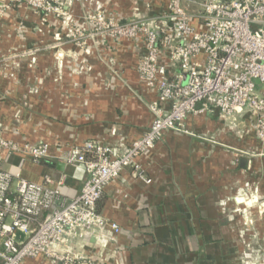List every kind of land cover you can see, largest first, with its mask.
<instances>
[{
	"label": "crops",
	"instance_id": "1",
	"mask_svg": "<svg viewBox=\"0 0 264 264\" xmlns=\"http://www.w3.org/2000/svg\"><path fill=\"white\" fill-rule=\"evenodd\" d=\"M61 2L64 16L0 0V132L18 147L48 145L39 163L16 152L1 166L32 182L49 176V186L69 199L87 175L81 165L60 160L64 150L130 144L151 123L157 97L137 72L141 37L85 36L77 44L66 23L83 24L94 9L119 22L150 18L170 1ZM199 2L181 0L189 14L200 11ZM159 61L167 64V54ZM168 69L170 77H185L176 65ZM240 124L208 111L188 115L187 131H165L136 158V170L125 167L104 187L96 204L120 231L77 238L74 250L95 264H264V140L253 130L240 136ZM26 264L53 263L39 256Z\"/></svg>",
	"mask_w": 264,
	"mask_h": 264
},
{
	"label": "built area",
	"instance_id": "2",
	"mask_svg": "<svg viewBox=\"0 0 264 264\" xmlns=\"http://www.w3.org/2000/svg\"><path fill=\"white\" fill-rule=\"evenodd\" d=\"M23 1L46 15L65 14L61 0ZM169 1L167 11L150 18L119 22L94 9L84 14L83 24L66 23L67 37L77 44L85 36L114 41L141 37L144 52L136 68L156 91L150 104L153 119L140 138L121 149L88 142L64 150L60 160L81 165L87 175L79 193L69 199L49 186V176L32 182L4 170L5 156L17 152L39 163L48 156V145L18 147L0 132V264H26L39 256L53 264H95L72 243L88 234L120 231L96 209L104 187L125 167L136 170V158L165 131H187L188 115L217 111L228 124L241 123L240 136L253 130L264 140V0H200L196 14H189L181 0ZM162 53L167 64L159 61ZM169 65L185 77H170Z\"/></svg>",
	"mask_w": 264,
	"mask_h": 264
},
{
	"label": "rangeland",
	"instance_id": "3",
	"mask_svg": "<svg viewBox=\"0 0 264 264\" xmlns=\"http://www.w3.org/2000/svg\"><path fill=\"white\" fill-rule=\"evenodd\" d=\"M21 1H23V0H21ZM24 2H25V1H24ZM36 13L40 14V12H37V11H36ZM183 81L185 82V81H186V79L184 78V80H183Z\"/></svg>",
	"mask_w": 264,
	"mask_h": 264
},
{
	"label": "trees",
	"instance_id": "4",
	"mask_svg": "<svg viewBox=\"0 0 264 264\" xmlns=\"http://www.w3.org/2000/svg\"><path fill=\"white\" fill-rule=\"evenodd\" d=\"M41 161H43V160H41ZM45 162V161H44Z\"/></svg>",
	"mask_w": 264,
	"mask_h": 264
},
{
	"label": "water",
	"instance_id": "5",
	"mask_svg": "<svg viewBox=\"0 0 264 264\" xmlns=\"http://www.w3.org/2000/svg\"><path fill=\"white\" fill-rule=\"evenodd\" d=\"M263 29H264V27H263Z\"/></svg>",
	"mask_w": 264,
	"mask_h": 264
}]
</instances>
